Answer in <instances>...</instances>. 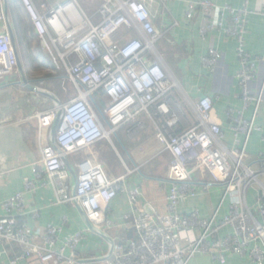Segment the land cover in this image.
Masks as SVG:
<instances>
[{"label":"built area","instance_id":"obj_1","mask_svg":"<svg viewBox=\"0 0 264 264\" xmlns=\"http://www.w3.org/2000/svg\"><path fill=\"white\" fill-rule=\"evenodd\" d=\"M99 1L96 15L100 21L93 24L77 0H42L38 5L33 0H18L32 26L34 41L40 43L75 92L70 100L55 102L32 117L39 135L45 128L53 131L52 144L40 148V158L31 166L34 179L51 187L55 205L70 204L78 209L87 232L99 233L96 228L105 221L104 211L119 192L127 195L130 213L124 219L135 237L126 244L111 242L106 264H190L198 255L225 264L229 254L250 258L251 264H264V183L260 179L264 169L262 165L254 169L247 162V145L251 135L261 130L256 120L264 114V83L252 94L249 80L263 58L250 55L244 45L248 16H264V8L260 12L249 10V0H243L239 9L197 1L188 2L184 13L187 21L197 12L203 17L202 38L216 28L236 41L241 108L225 112L233 132V142L227 146L209 97L193 101L182 93L181 99L174 95L180 86L156 47L169 29H157L150 11L152 6L163 8L171 0ZM8 3L0 0V82L23 76L11 36ZM214 15L217 17L212 22ZM220 58V53L210 48L202 63L213 71ZM99 95L107 99L101 111L93 107ZM246 111L251 113L249 119L244 118ZM141 115L150 122L155 140L170 157L164 215L150 208L139 209L142 192L140 187L124 183L131 173L126 167L121 178L111 179L100 163L85 159L78 164L74 184L69 175V157L87 153L102 141L112 145L115 133ZM178 125L182 130L177 133L173 129ZM144 128L138 123L133 132ZM199 176L212 181L201 183L200 192L195 183ZM212 186L221 193L210 217H202L196 208L180 212L181 203L207 194ZM35 190L36 183L27 180L22 192L2 204L1 253H14L8 264H82L77 247L85 238L84 232L68 234L59 245L60 227L48 225L33 234L18 223L26 215L37 218V210L26 202ZM250 190L256 193L252 204L247 198ZM226 201L227 213L218 219Z\"/></svg>","mask_w":264,"mask_h":264},{"label":"crops","instance_id":"obj_2","mask_svg":"<svg viewBox=\"0 0 264 264\" xmlns=\"http://www.w3.org/2000/svg\"><path fill=\"white\" fill-rule=\"evenodd\" d=\"M197 1H209L217 6L226 5L235 9L243 6V0H171L163 8L152 6L150 11L153 25L157 29H169L163 37L165 40L162 38L164 42L161 40V44L157 45V50L167 70L180 86V90H176L174 95L181 99L182 93L193 101L203 96L209 97L213 103L215 119L224 133V143L230 146L233 142V132L225 112L231 108H241L240 89L236 81L239 69L237 45L235 40L216 28L202 38L199 30L205 25V21L198 12L190 21L185 20L187 3ZM248 8L260 12L264 8L263 0H249ZM216 17L217 15H214L210 21L214 22ZM10 25L23 76L7 77L0 82V216L3 215L2 204L17 192H22L24 183L32 180L36 183V190L27 196L26 202L32 209L37 210L38 216H23L18 219V223L24 224L33 234L48 225L60 227L59 245L68 234L84 232L85 238L77 247L79 262L106 264L105 258L110 251L111 242L126 244L134 239L131 225L124 219V216L130 213L128 197L119 192L104 211L105 221L96 228L99 233L87 232L88 226L80 211L70 204L55 205L51 187L34 179L31 166L39 160L40 148L52 144L53 131L51 128H45L39 135L35 131L36 124L32 117L37 112L53 107L55 102L51 97L57 101L59 99L44 88L49 74L54 73L42 68H33L21 58L11 21ZM244 45L250 55L263 58V61L257 64L254 76L249 80L250 92L257 94L264 83V16H248ZM210 48L217 50L221 55L213 71H209L202 63ZM36 88L48 92L51 97L37 92ZM97 102L93 107L101 111L103 104L100 95ZM250 116V111L244 113V118L249 119ZM190 117L194 122V116ZM138 123L145 126L144 130L133 132ZM256 124L261 130L254 132L250 137L247 162L254 169L261 165L264 169V114L257 118ZM181 130L179 125L173 129L177 133ZM111 141L112 145L102 141L87 153L81 152L68 158L72 184L78 174V164L85 159L100 163L111 179L121 178L126 167L131 173L125 177L124 183L130 188L138 186L142 192L139 209L150 208L160 215L166 214V196L170 186L166 180V172L170 157L155 140L154 129L147 118L141 115L135 121L122 126ZM260 179L264 183V176ZM211 182L208 176H199L195 182L196 188L200 192L201 183ZM220 193L218 187L212 186L207 194L181 203L179 210L184 214L196 208L202 217L208 218L218 206ZM255 196L253 190L248 192L249 204L254 203ZM227 210L226 201L217 218L222 219ZM224 234L226 233L222 235ZM1 252L0 246V264H8L14 253L5 255ZM19 264L32 263L22 261ZM190 264L216 263L209 256L198 255ZM225 264H251V261L247 257L229 254Z\"/></svg>","mask_w":264,"mask_h":264},{"label":"trees","instance_id":"obj_3","mask_svg":"<svg viewBox=\"0 0 264 264\" xmlns=\"http://www.w3.org/2000/svg\"><path fill=\"white\" fill-rule=\"evenodd\" d=\"M33 1L34 3L36 2L35 0ZM7 9L10 21L12 22L13 33L15 35L16 45L18 46L19 55L25 60V62H28L27 64L31 67L42 68L48 70V72H53L54 74H49V79L45 82L44 88L56 96L59 101H67V92L60 91L59 87V84L64 77L59 70L54 69L55 67L52 65L53 63L51 64L52 61L49 62V56L47 57L43 54L44 52L36 46L34 47L36 50L32 48V42L35 38L34 32L18 0H9ZM163 40H165V38H163ZM160 41L158 42L159 45L162 42ZM101 102L103 107L107 105V99L103 95H101Z\"/></svg>","mask_w":264,"mask_h":264},{"label":"rangeland","instance_id":"obj_4","mask_svg":"<svg viewBox=\"0 0 264 264\" xmlns=\"http://www.w3.org/2000/svg\"><path fill=\"white\" fill-rule=\"evenodd\" d=\"M35 1H36L35 3L37 5L40 2H42V0H35ZM77 1L80 4V6L82 7V9L85 12V14L89 18L92 19L93 24H97L100 21V17L98 15H96V11H97L98 7L100 6V1L99 0H77ZM35 46L38 47L40 50H42V48L40 46V43L37 42V44H36L35 41L33 40V42H32V48H34ZM42 51L44 52L43 54H45L47 57L49 56L46 51H44V50H42ZM48 58H50V57H48ZM71 61L73 62L74 61V58H71ZM49 62H51V59H49ZM51 64H52V62H51ZM60 73L64 77L63 72L60 71ZM59 87H60V91L67 92V94H68V100H70L71 98H73L75 96V92H74V89L72 87V84L70 83V81L66 77H64V79H62V82H60Z\"/></svg>","mask_w":264,"mask_h":264},{"label":"water","instance_id":"obj_5","mask_svg":"<svg viewBox=\"0 0 264 264\" xmlns=\"http://www.w3.org/2000/svg\"><path fill=\"white\" fill-rule=\"evenodd\" d=\"M11 36H12V38H13V34H12V32H11ZM13 44H14V40H13ZM14 46H15V44H14ZM15 49H16V47H15ZM18 62H19V60H18ZM35 90H36L37 92H39V93H41V94L47 96V97H51V95H50L48 92H46V91H44V90H42V89H40V88H36ZM51 98L54 100V102H59V101H57L56 99H54L53 97H51Z\"/></svg>","mask_w":264,"mask_h":264}]
</instances>
